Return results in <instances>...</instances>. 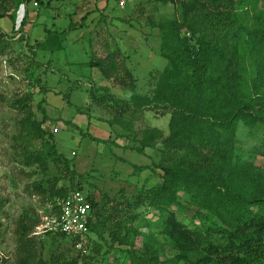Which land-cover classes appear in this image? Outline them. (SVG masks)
Returning a JSON list of instances; mask_svg holds the SVG:
<instances>
[{
	"label": "trees",
	"instance_id": "obj_1",
	"mask_svg": "<svg viewBox=\"0 0 264 264\" xmlns=\"http://www.w3.org/2000/svg\"><path fill=\"white\" fill-rule=\"evenodd\" d=\"M34 1L42 4V0H0V18L12 19L18 5ZM166 1L180 7L181 16L154 25L153 37L159 41L157 51L167 65L155 76L149 94L137 92L131 71L117 61L119 49L89 64L98 68L106 80L120 81L127 99L117 97V102L128 112L163 108L171 114L166 140L157 128L137 129L134 121L122 112L108 124L112 134L117 127L123 134L132 135L133 151L137 154L156 150L160 162H153V168L159 170L158 182L138 187L132 202L124 201L128 212L116 208L108 216L104 214L105 205L110 204L108 199L97 202L90 192L84 193L85 184L60 186V179L56 178L46 184L36 183L31 186L34 192L52 205L48 215H59L58 200L75 192L84 193L92 203L86 235H47L70 239L79 246L89 235L102 238L103 228L114 222L116 226L109 230L110 253L117 249L113 257L118 262L117 254L122 253V264H264V144L262 150L251 155L238 146L241 126L249 131H264V0ZM106 19L101 15L100 22L105 23ZM53 39L54 43L58 41ZM9 44L7 35L0 31V50ZM123 74L128 83L123 82ZM13 107L21 108L24 114L31 113L32 97L24 96ZM43 114L42 121L27 115L21 125L25 138L41 141L45 148L27 151L20 158L29 168L47 167L52 159L64 162L74 180L78 174L71 172L68 160L58 152L53 134L49 135L45 128L48 119L44 111ZM162 140L164 147L157 151ZM134 168L136 174L151 169ZM182 194L190 197L195 210L198 223L194 228L177 218L175 209L184 210L180 203ZM142 207L158 213L153 225L161 230L173 257L163 259L151 231L144 234L133 228L142 216L137 213ZM116 214L119 219H115ZM29 218L23 216L17 222L15 258L3 264H49L43 258V242L39 247L41 253H37L36 238L32 236L40 220ZM60 263L80 261L56 258L52 264Z\"/></svg>",
	"mask_w": 264,
	"mask_h": 264
},
{
	"label": "rangeland",
	"instance_id": "obj_2",
	"mask_svg": "<svg viewBox=\"0 0 264 264\" xmlns=\"http://www.w3.org/2000/svg\"><path fill=\"white\" fill-rule=\"evenodd\" d=\"M122 1H115L114 17L110 21L107 17L105 23L100 22L101 16L95 15L96 24L88 23L89 29L85 31L73 29L77 22L81 23L84 12L74 6L70 11L48 8L45 3L39 9L38 19L31 24L30 35L43 36L47 28L54 38L62 40L54 43L53 38H46V48L37 49L34 38L28 37V41L14 42L0 50V264L15 258L19 219L28 215L29 219L40 220V227L48 215L47 210L52 208L50 202L34 192L31 187L34 184H46L55 178L60 179V186L85 184L84 193L90 192L97 202L108 199L110 204L105 205L104 211L108 216L116 208L128 212L124 201L132 202L138 187H150L158 182L159 170L153 168V162H160L156 150L148 149L144 155L137 154L133 151L132 135L123 134L117 127L112 134L108 124L122 112L134 121L137 129L157 128L166 140L170 135L171 114L163 108L128 112L117 102V97L126 98L119 86L120 81L106 80L98 68H91L89 64L93 59L106 58L119 49L117 61L131 71L137 92L149 94L156 82L155 76L157 78L167 65L157 51L159 41L153 37L154 25L161 20L180 19L181 9L166 0H126V4ZM90 3L94 4V1L90 0ZM93 9L92 6L90 10ZM60 14L64 15L63 20L57 18ZM15 19L3 17L0 20L11 30ZM65 30L69 31L66 37H59L62 36L60 32L66 33ZM81 35L82 38L79 37ZM54 50L57 51L48 52ZM122 77L125 78L123 82L128 83L126 75ZM28 95L32 97L31 113L24 114L13 104ZM43 111L48 119L45 124L48 134H53L58 152L68 160L71 172L78 174L74 180L66 171L64 162L52 159L47 167L34 165L29 168L20 158L27 151L45 148L41 141L25 138L21 125L22 119L30 114L33 119L42 121ZM55 129L59 132L56 133ZM88 135L109 140V143L93 142L90 137H85ZM163 140L157 151L164 147ZM263 144V130L249 131L241 126L238 135L241 150L246 154H257ZM135 166L151 169L136 174ZM180 203L184 210L175 209L178 220L194 228L198 221L194 219L195 210L190 205V197L182 194ZM137 213H142V216L133 228L144 234L151 231L159 243L157 247L161 249L163 259L173 257L161 230L153 225L158 213L148 207H142ZM119 214L115 219L120 218ZM113 223L103 228L102 238L98 234L89 235L79 246L70 239L49 236L39 231V227L32 236L36 238L37 253H41L39 247L43 242V258L49 264L56 258L66 261L79 259L80 264H122V253L117 254L119 262L113 257L117 249L110 253L109 230L116 226ZM121 250L126 248L121 247Z\"/></svg>",
	"mask_w": 264,
	"mask_h": 264
},
{
	"label": "crops",
	"instance_id": "obj_3",
	"mask_svg": "<svg viewBox=\"0 0 264 264\" xmlns=\"http://www.w3.org/2000/svg\"><path fill=\"white\" fill-rule=\"evenodd\" d=\"M94 1V4L90 3V0H42V4L39 3L38 8H36L33 5V2L27 4V3H21L20 5H18L15 9V11L13 12V17H16V19L13 21L14 25H12L11 30L8 29V27L6 26V23H1L0 20V31H2L5 35H7L8 37V41L11 43L14 42H20L22 40H24V38H22L21 40H15L14 41V37L18 34L19 30H21L22 27H25L27 29V35L30 38H34V44L37 46V49L41 48L43 49L46 48V44L44 43L47 39H52L54 38L53 35H50L49 33L52 31H49L47 28L44 29V35L41 36V34H36L35 36H31V24L32 22H34V19H38V16L40 14L39 9L42 8L44 6L45 3H47V7L50 8L52 7L53 9H60V8H65L67 11H70L72 9V7L74 6L77 10H80V12H84L83 13V17L81 19V23L77 22L75 24V26L73 27V29H81V30H88V23L89 25L92 24V26H94L96 23H94V17L95 15H103L108 17V20L110 21V18L112 19L113 16V12L114 8H115V1L117 2L118 0H92ZM127 1L123 0L122 4H126ZM92 6L94 7L93 10ZM90 10V11H89ZM93 15L90 16L92 13ZM91 13V14H90ZM82 14V13H81ZM82 16V15H81ZM57 18L59 19H64V15L60 14L57 16ZM2 19V18H0ZM13 19V18H12ZM72 29V27H71ZM70 29V30H71ZM66 33L62 36L59 37H66L67 33L69 32L68 30H65ZM29 32V34H28ZM62 33V32H60ZM48 34V36H47ZM50 36V38H49ZM80 38H82L83 36H79ZM47 38V39H46ZM30 40L29 38L27 39V41ZM55 41V39H53ZM62 38H58V41H61ZM36 50V49H35ZM60 50V49H59ZM57 50L54 51H48V52H55ZM51 65V64H50ZM123 91V90H122ZM122 93L125 94V92L123 91Z\"/></svg>",
	"mask_w": 264,
	"mask_h": 264
},
{
	"label": "built area",
	"instance_id": "obj_4",
	"mask_svg": "<svg viewBox=\"0 0 264 264\" xmlns=\"http://www.w3.org/2000/svg\"><path fill=\"white\" fill-rule=\"evenodd\" d=\"M33 5L36 8L39 6L37 1H34ZM14 38V41H19L22 38L27 40V29L22 27ZM55 132L58 133L59 129H55ZM57 206L60 209V214L47 215L39 227V231L63 233L73 238L83 237L88 233L92 203L84 193L75 192L67 198L59 199Z\"/></svg>",
	"mask_w": 264,
	"mask_h": 264
}]
</instances>
